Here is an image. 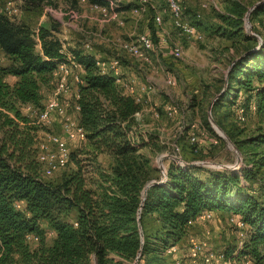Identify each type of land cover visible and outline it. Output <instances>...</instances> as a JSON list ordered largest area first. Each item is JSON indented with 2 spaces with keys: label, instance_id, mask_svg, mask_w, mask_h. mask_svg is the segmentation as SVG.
Listing matches in <instances>:
<instances>
[{
  "label": "trees",
  "instance_id": "1",
  "mask_svg": "<svg viewBox=\"0 0 264 264\" xmlns=\"http://www.w3.org/2000/svg\"><path fill=\"white\" fill-rule=\"evenodd\" d=\"M26 1L36 5L42 0ZM246 11L233 0L216 14L225 28L216 26L213 33L236 43V52L210 112L240 106L264 124V1L248 14L259 43L243 30ZM58 27L50 22L33 32L0 15V53L8 59L0 65V264H131L137 251L136 264H164L165 252L177 248L202 212L228 214L244 223L246 238L224 254L232 264H264V125L238 139L219 125L239 153L237 168L188 167L166 159L159 182L141 152H160L156 135L143 138L133 128L132 115L140 105L112 76L98 72L93 54L76 46L64 50L54 36ZM68 58L83 72L73 100L83 140L69 152L71 169L58 182L44 181L36 160L41 126L24 107L42 108L39 88L49 85L56 65ZM7 76L15 80L9 83ZM190 145L189 152L198 148ZM99 155L107 157L105 165L97 161ZM151 180L157 183L146 189L139 209L140 240L136 213ZM46 230L52 234L49 243Z\"/></svg>",
  "mask_w": 264,
  "mask_h": 264
},
{
  "label": "rangeland",
  "instance_id": "2",
  "mask_svg": "<svg viewBox=\"0 0 264 264\" xmlns=\"http://www.w3.org/2000/svg\"><path fill=\"white\" fill-rule=\"evenodd\" d=\"M0 1L1 10L3 0ZM147 1L149 4L145 6L143 12L132 13L130 10L134 0H119L118 14L121 24L113 21L102 22V18L95 11L90 10L87 4H79L76 0H42L36 5L21 0L16 4L19 8L17 15L10 20L27 24L33 32H36L40 25L45 26L55 22L59 27L54 36L61 42L64 50L73 46L82 49V45L87 43L90 52L99 58L98 60L117 58L120 64L129 67L127 75L132 81L137 86L149 89L147 107L149 110L142 112L141 125H135L134 129L143 137L147 133L156 135L161 146L160 152L151 155L146 149L141 150L150 159L154 169L157 166V157L162 154L173 155L187 163L233 164L235 157L229 146L206 118L207 106L220 88L228 62L236 52V43L213 33L216 26L222 25V28H225L216 14L223 13L228 3L233 0H180L182 16L195 28L199 35L197 39H186L176 34L164 9L163 0ZM238 1L249 9L258 0ZM126 4H132V7L124 10ZM156 13L161 17V23L157 28L152 21ZM194 14L199 16L198 20L193 19ZM262 21L264 24V17ZM242 26L243 30H247L244 24ZM139 34H148L155 46L149 53L150 64L139 61L121 48V44L128 38ZM174 47H178L181 52L177 58L171 54ZM35 49L38 50V45ZM7 64L8 59L0 53V65ZM72 75L78 76L79 71H73ZM12 78L7 76L4 79L11 83ZM71 78L67 83L69 100L72 104L73 93L70 91L74 83ZM167 80L170 81L169 84H166ZM52 89L51 83L39 88L42 103L50 96ZM164 106H173L176 109L175 114L166 116L163 111ZM152 112H157L158 117L154 118ZM70 113L66 107L65 116L69 117ZM210 115L212 119L214 118L215 125L217 127L220 125L234 139L252 134L259 124L264 125L260 118L240 106L217 108L210 112ZM49 119V123L41 125L38 131L41 138L47 134H55L65 142L69 152L74 150L78 141L64 138L61 129L63 117L52 113ZM205 119L208 125L205 124ZM190 137L200 140L198 148L196 147L192 152L188 151L191 146ZM97 161L105 165L108 159L105 155H99ZM166 161V159L161 160L163 169L166 167ZM71 167L72 163L69 160L64 167L57 169L49 177L41 172L39 176L44 181L58 182ZM229 217L230 215L224 213L212 214L207 220L191 225L185 239L177 245L182 256L180 257L181 253L173 255L181 258L182 264H188L185 248L188 238H193L204 243V253L213 256L222 254L225 261L232 264L224 255L225 251L234 249L244 239L229 223ZM51 237V232L46 230L47 243L50 242ZM173 255L165 252L163 263L170 264Z\"/></svg>",
  "mask_w": 264,
  "mask_h": 264
},
{
  "label": "built area",
  "instance_id": "3",
  "mask_svg": "<svg viewBox=\"0 0 264 264\" xmlns=\"http://www.w3.org/2000/svg\"><path fill=\"white\" fill-rule=\"evenodd\" d=\"M79 4H87L90 10L95 11L102 19V22H110L113 21L117 24H121L119 18V12L116 11L118 8L119 0H109L105 5H98L94 3H89L88 0H76ZM1 2V1H0ZM21 0H3L2 9L0 10V15H4L9 20L10 18L17 15L19 8L16 6L17 3H20ZM164 9L168 13L169 20L171 22L172 27L176 31L178 36H182L186 39H197L199 38L198 33L195 28L187 21L184 20L182 16V7L180 0H163ZM149 3L147 0H134V5L131 8L132 13H141L144 11L145 6ZM150 7H152L150 5ZM3 10V11H2ZM11 21V20H10ZM153 25L155 28L159 27L161 23V17L159 13H156L153 18ZM121 48L127 52L130 56L138 59L143 63H149L150 55L149 53L155 48L152 43V40L148 34H139L137 36L128 38L125 42L121 44ZM83 52L90 53V47L87 43L82 45ZM172 56L177 58L180 56L181 52L178 47H174L171 52ZM96 68L101 74H108L114 78L115 84L118 87H123L122 92L124 94H131V91L123 90V78L121 73V64L117 58H110L107 60H96L95 62ZM79 71V75H72L73 71ZM81 72L82 67L76 63L71 58H68L66 62H62L56 65L54 70L51 73V83L53 85V89L51 91L50 96L42 103V108L38 111L31 109L29 106H25L24 110L30 116L34 117V123L41 126L46 123H49L50 114L54 113L59 117H63L61 122V129L64 133V138L73 141H81L83 140V131L81 127L78 125L77 121L73 117L65 116L66 105L65 102L61 103L59 98L69 93L68 88V79L71 78L74 85L81 84ZM70 79V80H71ZM170 81L167 80L166 84H169ZM149 88V87H148ZM141 90L147 89L144 86L140 88ZM131 96V95H130ZM77 97L76 93L73 94L72 104L70 105L73 112L78 110L77 105L74 103V99ZM134 102L140 105L139 110L133 113L132 119L134 122V126L141 125L140 118L143 110L141 109V98L136 96H132ZM164 114L166 116H171L175 114L176 109L173 106H164L163 108ZM154 118L158 117L157 112H152ZM144 135V134H143ZM37 153L36 160L39 164V171L44 175L49 177L52 175L54 171L60 169L66 165L69 158V151L65 142L56 136L55 134H47L44 138L37 132ZM144 138V137H143ZM190 144L198 146L200 144V140L195 139L194 137H190ZM51 145L52 149L48 146ZM212 216L211 212H202L197 220L204 221ZM229 223H231L238 231V235L243 239L247 236V229L244 223L237 217L230 216L228 219ZM241 242L239 243V245ZM204 243L197 241L193 238H188L187 246L185 248V255L188 256V264H229L225 261L222 254H218L217 256H213L211 254L204 253ZM167 253H171L172 255L177 253L176 247H171L167 250ZM174 256V255H173ZM199 258V260H198ZM222 260L220 263L219 261ZM199 261V262H197ZM172 264H182V261L173 257ZM244 264H253L250 260H246Z\"/></svg>",
  "mask_w": 264,
  "mask_h": 264
},
{
  "label": "water",
  "instance_id": "4",
  "mask_svg": "<svg viewBox=\"0 0 264 264\" xmlns=\"http://www.w3.org/2000/svg\"><path fill=\"white\" fill-rule=\"evenodd\" d=\"M264 0H260L258 2H255L254 4H252L250 6L249 9H247V11L245 12L244 16H243V22H244V25L248 31V33L250 35H252L253 37H255L259 43V38L254 35L252 32H251V27H250V23L248 21V14L249 12L260 2H262ZM229 66L226 68V71L225 73L227 72ZM224 73V74H225ZM225 81V75H224V79ZM224 85L223 84V88H221V90L219 91V93H217L215 96H213L212 100L210 101L209 105L207 106V109H206V118L208 120L209 123H211L214 128L216 129V131L218 132V135L221 137V139L225 142L226 145L229 146L231 152L233 153L234 157H235V161L233 164L231 165H227V164H218V163H212V162H193V163H187V162H184L183 160L181 159H178L177 157L173 156V155H166V154H162V155H159L157 157V166L155 167L158 174H159V182L162 181L165 177V169H163V167L161 166V160L162 159H169V160H172V161H175L181 165H184V166H193V165H201V166H208V167H214V168H220V169H225V170H232V169H235L237 168L239 165H240V162H241V159H240V156H239V153L237 152V150L235 149V147L233 146V144L231 143V141L227 138V136L224 134V132L215 125V123L213 122V119L211 118V115H210V109H211V105L213 103V101L216 99V97L221 93V91L224 89ZM157 182L154 181V180H151L149 181L142 189V192H141V198H140V205H139V208L137 210V213H136V223H137V227H138V230H139V235H140V240H142V237H141V232H140V227H139V209H140V206H141V203L144 199V196H145V191L146 189L151 186V185H154L156 184ZM138 256H139V251H137V254H136V257L135 259L133 260V262L131 264H136V261L138 259Z\"/></svg>",
  "mask_w": 264,
  "mask_h": 264
},
{
  "label": "crops",
  "instance_id": "5",
  "mask_svg": "<svg viewBox=\"0 0 264 264\" xmlns=\"http://www.w3.org/2000/svg\"><path fill=\"white\" fill-rule=\"evenodd\" d=\"M98 15V14H97ZM96 57V56H95ZM151 58V57H150ZM96 59H99V58H97L96 57ZM146 64V63H145ZM147 64H150V61H149V63H147ZM121 69H122V71H121V73H122V78H123V84H124V89L123 90H129V91H131V96H138V97H140L141 98V101L143 102V104L141 103V107H143V108H141L142 110H143V112H146V111H144V110H149V109H147V107H148V104H149V98H148V93H149V89L148 90H146V89H144V90H141L140 88L142 87V86H137L136 85V83L134 82V81H132V79L130 78V76H128L127 74L129 73L128 71L129 70H127V69H129V67H127L126 66V64H121ZM83 72H81V74H82ZM12 80V82L15 80V78H12L11 79ZM122 88V87H121ZM127 88V89H126ZM74 91H75V85H73V88H72V91H70L71 93H73L74 94ZM124 93H126V91L124 92ZM72 95V94H71ZM70 93H68V94H64V95H62L61 96V98H59V100L61 101V103L63 102H65V105H66V107H68V109H69V111L71 112L70 113V116L69 117H74V112L72 111V109L70 110V104H71V102H70ZM67 100H69V102L67 101ZM218 214V213H217ZM216 213H213V215H217ZM200 221H197V222H195V223H193L194 225L195 224H198ZM192 227V226H191Z\"/></svg>",
  "mask_w": 264,
  "mask_h": 264
}]
</instances>
